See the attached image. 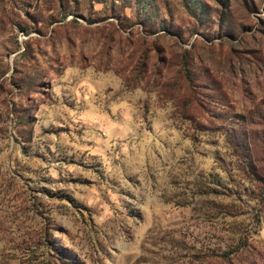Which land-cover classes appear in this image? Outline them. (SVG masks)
<instances>
[{"label":"rangeland","instance_id":"1","mask_svg":"<svg viewBox=\"0 0 264 264\" xmlns=\"http://www.w3.org/2000/svg\"><path fill=\"white\" fill-rule=\"evenodd\" d=\"M0 264H264V0H0Z\"/></svg>","mask_w":264,"mask_h":264}]
</instances>
